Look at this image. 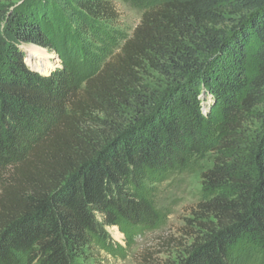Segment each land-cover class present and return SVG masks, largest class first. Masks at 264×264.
Here are the masks:
<instances>
[{
    "label": "trees",
    "instance_id": "trees-1",
    "mask_svg": "<svg viewBox=\"0 0 264 264\" xmlns=\"http://www.w3.org/2000/svg\"><path fill=\"white\" fill-rule=\"evenodd\" d=\"M11 1L0 0V264H73L106 247V226L126 241L160 229L150 184L208 151L200 213L214 222L200 221L179 264H264V129L238 157L264 104V0H157L85 78L23 45L112 41L113 0ZM147 66L167 85L133 95ZM131 97L139 115L124 123L116 103Z\"/></svg>",
    "mask_w": 264,
    "mask_h": 264
},
{
    "label": "rangeland",
    "instance_id": "rangeland-1",
    "mask_svg": "<svg viewBox=\"0 0 264 264\" xmlns=\"http://www.w3.org/2000/svg\"><path fill=\"white\" fill-rule=\"evenodd\" d=\"M156 1L113 0L118 10V19L116 29L111 32L114 35L112 41L101 40L91 33L84 32L85 37L72 39L71 44L65 48L61 46V50L39 48L41 56L37 58V62L40 64L46 62L48 67L54 69H66L76 78L89 76L94 73L102 58L107 59L117 52L118 47L113 46L116 44L120 46L126 37L131 36L144 11ZM23 2L24 0H12L11 10L15 11ZM6 23L4 22V25ZM81 24L85 26L86 23L80 22ZM23 48L26 50L24 45ZM140 76L145 87L143 85L133 88V95L139 93L144 95L148 92L159 94L167 85V79L149 66L141 71ZM135 104V98L132 97L127 104L116 103V109L118 114L124 117V123L131 120L135 114L139 115L136 113ZM96 115L110 120L104 113L97 112ZM88 126L97 129V126L91 123H88ZM263 129L264 104L257 107L256 118L244 129L245 143L241 145V155L238 157L244 158L245 162L250 158L252 141L262 133ZM214 162L215 153L208 151L192 159L186 168L163 174L150 184L157 208L165 215L163 227L126 241L124 234L117 227L106 226L105 230L109 236L105 239L106 247L95 246L82 257H76L73 264H144L146 260H150V264H179L186 257L187 249L195 237L206 233L202 230L200 221L214 222L213 216L209 214L201 216L200 213L202 173L212 168ZM110 238L113 243H118L122 247L121 250L109 245ZM109 249L112 251L110 252ZM235 264L240 263L236 261Z\"/></svg>",
    "mask_w": 264,
    "mask_h": 264
},
{
    "label": "bare ground",
    "instance_id": "bare-ground-1",
    "mask_svg": "<svg viewBox=\"0 0 264 264\" xmlns=\"http://www.w3.org/2000/svg\"><path fill=\"white\" fill-rule=\"evenodd\" d=\"M25 48H26V46H25ZM26 50H27L28 54L30 55V57L32 58V60L33 59L36 60L37 58H39L41 56L40 49L37 46L29 45V47H27ZM43 65L47 66V63L44 62Z\"/></svg>",
    "mask_w": 264,
    "mask_h": 264
}]
</instances>
